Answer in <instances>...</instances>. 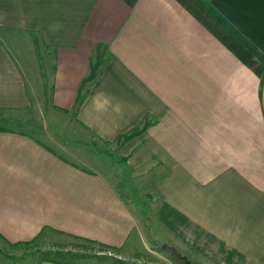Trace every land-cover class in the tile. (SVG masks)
<instances>
[{
  "label": "crops",
  "instance_id": "crops-1",
  "mask_svg": "<svg viewBox=\"0 0 264 264\" xmlns=\"http://www.w3.org/2000/svg\"><path fill=\"white\" fill-rule=\"evenodd\" d=\"M45 93L150 173L154 230L184 264H264V0H0V110ZM59 142L0 128V239L60 233L154 264L117 178Z\"/></svg>",
  "mask_w": 264,
  "mask_h": 264
},
{
  "label": "rangeland",
  "instance_id": "rangeland-1",
  "mask_svg": "<svg viewBox=\"0 0 264 264\" xmlns=\"http://www.w3.org/2000/svg\"><path fill=\"white\" fill-rule=\"evenodd\" d=\"M45 96V98H41L42 101L39 99L37 104L34 102L33 108L30 110H0V128L22 129L33 134H42L43 132L52 136L58 135L59 143L63 144L66 150L61 151V147L60 150L57 147L56 149L63 155L77 156L90 166H94L112 182L117 178L116 188L119 190L120 195L129 205H132L133 210L138 212L140 216L143 214L145 216L144 224L150 233H145L143 238L150 247L154 264H184L185 261L180 260L177 252L172 247L165 245L168 242H165L154 230L153 219L155 215L153 216L154 208L151 204L153 181H149L150 173L133 177L132 167L127 164L128 158L120 156L118 154L119 149L113 145L115 143L118 144L119 140L113 143H102L98 140L95 142L89 138L86 139L85 131L72 128L74 111L71 115L57 113L59 116L52 117L48 110L50 103L48 102L47 93H45ZM28 123L35 124L34 130L31 129L33 126ZM36 125H40L41 131L36 128ZM127 136L125 135L123 138H127ZM136 180H140V184H136ZM141 244L138 245L131 241L128 243L134 249L136 248L137 251L142 249ZM0 248L4 249L2 252H4L3 255L5 257L3 256V258L13 262L31 255L38 258H56L68 264H108L112 263L108 262L110 258L113 261L132 260L131 255L125 252H122L119 254L120 257H117L118 253L112 252L107 246L96 242L84 241L71 235H61L60 233H42L34 242L27 245H14L9 242L7 245L4 244V239L1 238ZM98 257L102 258V262L94 260ZM148 260L150 258L146 259L145 257L138 264L147 263Z\"/></svg>",
  "mask_w": 264,
  "mask_h": 264
},
{
  "label": "trees",
  "instance_id": "trees-1",
  "mask_svg": "<svg viewBox=\"0 0 264 264\" xmlns=\"http://www.w3.org/2000/svg\"><path fill=\"white\" fill-rule=\"evenodd\" d=\"M95 77V73L91 71L90 75L84 80V84H86V82L88 81H92ZM83 95L81 93H78V96H77V99H76V108H78L79 104L81 103L82 101V97ZM35 239L33 240H30V241H22V242H18L17 244L15 243L14 245H18V244H24V245H27V244H31L32 242H34ZM85 241H88V240H85Z\"/></svg>",
  "mask_w": 264,
  "mask_h": 264
},
{
  "label": "water",
  "instance_id": "water-1",
  "mask_svg": "<svg viewBox=\"0 0 264 264\" xmlns=\"http://www.w3.org/2000/svg\"><path fill=\"white\" fill-rule=\"evenodd\" d=\"M186 264H188V263H186Z\"/></svg>",
  "mask_w": 264,
  "mask_h": 264
}]
</instances>
